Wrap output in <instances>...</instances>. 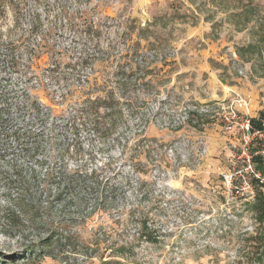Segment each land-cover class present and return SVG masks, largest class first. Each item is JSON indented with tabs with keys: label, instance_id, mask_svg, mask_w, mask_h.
Masks as SVG:
<instances>
[{
	"label": "rangeland",
	"instance_id": "374dc122",
	"mask_svg": "<svg viewBox=\"0 0 264 264\" xmlns=\"http://www.w3.org/2000/svg\"><path fill=\"white\" fill-rule=\"evenodd\" d=\"M188 2L0 0V91L14 97L12 121L36 151L11 143L0 157V264L246 263L252 200L225 176L249 175L240 134L221 117L233 97L215 95L219 76L231 84L229 68L249 76L238 50L264 38V0ZM87 79L114 92L112 133L73 123ZM26 94L40 111H18ZM66 175L87 177L95 192L70 200L57 186Z\"/></svg>",
	"mask_w": 264,
	"mask_h": 264
},
{
	"label": "trees",
	"instance_id": "16d2710c",
	"mask_svg": "<svg viewBox=\"0 0 264 264\" xmlns=\"http://www.w3.org/2000/svg\"><path fill=\"white\" fill-rule=\"evenodd\" d=\"M250 53L255 54L257 58L256 60L259 61H256L252 57L247 58L246 55H249ZM238 56L244 61V63L251 64L252 72H258V70L262 69L264 70V38H261L259 43L256 45L250 44L248 47L238 50ZM2 58L4 61H6L9 67L15 68L18 64L17 58L14 56L5 55ZM1 72L3 71L0 67V73ZM140 73H142L143 79L146 80L151 76L152 71L144 69V71L140 70ZM261 75L264 76V71L261 73ZM132 76L134 75L129 76V79ZM92 81L90 79L84 81L88 85L86 87L87 91L84 90L85 88H81L79 90V94L87 93L88 97L87 99H82V102L78 103L79 106H76L77 109L75 116L73 117V123L77 124V121L87 124L90 123L93 125L94 131H98V133H101L102 135H107L114 132L115 125L120 119L118 115L113 113L105 114V111L113 109L112 105L115 106L118 105V103H114L115 99L113 96V91L108 90L107 93L103 94L98 87L99 85L97 83H93ZM93 94H95L94 97L92 96ZM27 95L28 94L25 95L27 99L24 101V103L18 105V111L21 114L23 113V110H29L30 112L40 111V106L38 103L32 100L29 101ZM13 100L14 97H11L8 92L0 91V157H4L2 151L10 149L11 143H17L19 146H22L21 151L27 156L32 157L31 154L35 156V150L25 147V139L28 136V132L20 129V127L16 126L12 121L10 112L13 105ZM262 120H264V115H261L257 119H251V123L254 128H259L261 126ZM107 125L109 127H106ZM254 160L257 170L263 172L264 163L261 157L257 156ZM13 174L14 177H19V175H17L15 172H13ZM52 177V174L47 175V177L44 179L46 185H49V181ZM5 184H7V182H5ZM95 185L97 186V183L92 184L87 179V177L84 178L81 175H66L64 179H60V181L57 182L59 193L62 194L65 192L68 196L71 195L72 198L70 197V200H75L79 204H83L85 201L84 199L89 196L90 193L95 192ZM259 187L260 186H256L254 198L249 202L251 213L257 227L255 234L249 236L247 242L254 244V247L253 249H248V251L245 252L247 257L246 263L243 262L242 256H239V264H264V196ZM14 188L9 190H14ZM16 190H18V195L21 197V195L24 193L23 189L16 187ZM97 196L102 197L100 193H98ZM9 205L11 208H16L20 211L26 207L25 202L21 199L10 201Z\"/></svg>",
	"mask_w": 264,
	"mask_h": 264
},
{
	"label": "built area",
	"instance_id": "2783aa9c",
	"mask_svg": "<svg viewBox=\"0 0 264 264\" xmlns=\"http://www.w3.org/2000/svg\"><path fill=\"white\" fill-rule=\"evenodd\" d=\"M203 112L209 113V108ZM250 101L241 96L234 95L227 106L221 107V117L230 131L240 134L241 148L240 158L245 164V172L249 177L239 172V177L235 175L225 176L226 185L229 191L237 194H247L249 200H253L256 186L263 192L264 196V173L257 170L255 157H261L264 163V120L261 121L259 128H254L250 117ZM241 179L242 186H237L236 182ZM248 200V201H249Z\"/></svg>",
	"mask_w": 264,
	"mask_h": 264
},
{
	"label": "crops",
	"instance_id": "0c3cea01",
	"mask_svg": "<svg viewBox=\"0 0 264 264\" xmlns=\"http://www.w3.org/2000/svg\"><path fill=\"white\" fill-rule=\"evenodd\" d=\"M181 1L185 5L192 8L188 0ZM207 23L208 22H206L205 19H202L198 26L190 27V30H192V35H200L201 31L205 30V25H207ZM229 27L235 28V26ZM207 41L211 42L214 46L221 43L220 39L217 40V43L211 41L210 38H208ZM217 49L219 50L218 47ZM215 51L217 50L215 49ZM250 70L251 68L246 66L245 71L249 73V76L240 77L235 73V71H232V69L229 68L227 71V75L229 80L231 81V84L223 82L224 80L227 82L225 76H219L221 77V80L219 82L221 83L222 87L219 93H216L215 98L217 97L220 98L217 100L224 101L227 98L234 97V95L236 94L241 95L250 101V117L252 119H257L261 115H264V78H258L257 76H254L252 71ZM216 77L218 78L217 75Z\"/></svg>",
	"mask_w": 264,
	"mask_h": 264
}]
</instances>
